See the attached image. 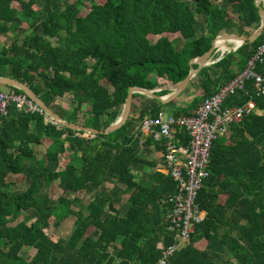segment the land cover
<instances>
[{"label":"trees","instance_id":"obj_1","mask_svg":"<svg viewBox=\"0 0 264 264\" xmlns=\"http://www.w3.org/2000/svg\"><path fill=\"white\" fill-rule=\"evenodd\" d=\"M82 8V0H0V77L29 87L62 119L98 131L117 119L112 113H121L130 87L180 82L189 61L217 36H249L260 24L255 0H90L85 15ZM263 43L264 31L202 68L190 82L196 93L189 103L180 95L164 105L133 95L126 123L107 135L87 138L38 112L12 109L0 116V264L157 263L159 245L173 243L166 213L176 184L141 156L152 143L164 150L162 142L140 144L131 127L163 109L176 119L193 116ZM254 71L264 76V64ZM249 100L253 111L212 144L209 176L196 199L203 221L166 264H264V96L248 80L222 108ZM176 134L187 145L185 131ZM60 158L61 168L47 167ZM133 164L152 172L136 181ZM10 177L27 182L26 189L5 190ZM66 220L72 225L67 235L61 228Z\"/></svg>","mask_w":264,"mask_h":264},{"label":"built area","instance_id":"obj_2","mask_svg":"<svg viewBox=\"0 0 264 264\" xmlns=\"http://www.w3.org/2000/svg\"><path fill=\"white\" fill-rule=\"evenodd\" d=\"M222 42L228 47L234 46L229 41ZM228 53V49L222 51L217 45L215 57L210 60L209 66ZM256 63L264 64V43L258 47L243 71L204 100L193 116L176 119L172 114L161 110L155 117H145L140 123L141 134L154 142H162L164 166L176 184L175 192L167 198L166 213L168 231L173 243L167 247L159 245L162 255L155 264H166L168 258L185 247L195 232V227L203 221L204 212L199 208L196 199L203 180L209 176L212 144L218 137L227 133L230 124L239 123L254 109L252 100L230 108H222V105L229 96L243 90L248 80H252L255 93L264 96V76L254 71ZM12 109L43 114V111L24 94L18 95L13 90L0 91V116L7 117ZM178 128L185 131L188 137L187 145L177 137ZM139 143L142 144L143 140H139Z\"/></svg>","mask_w":264,"mask_h":264},{"label":"water","instance_id":"obj_3","mask_svg":"<svg viewBox=\"0 0 264 264\" xmlns=\"http://www.w3.org/2000/svg\"><path fill=\"white\" fill-rule=\"evenodd\" d=\"M255 6L258 9L260 24L255 30H253V32L249 36L238 35V34H224L217 36L212 41L211 47L206 53L189 61V67H190L189 73L180 82H177L175 84L163 85L161 87L151 90L139 88V87H130L125 99V103L122 107L120 116L103 131H98L76 123H70L62 119L50 107H48L29 87L14 79L7 77H0V85L15 88L19 91H22L25 96H27L30 100H32L43 111L45 118L53 124L65 127L72 131L83 132L84 134H88L91 137L96 136L98 134L107 135L118 130L126 123L131 111L133 95L135 94L144 95L150 99L158 100L161 104L164 105L172 102L179 95L184 93L188 89L191 80L194 79V77L199 73V71L202 68L209 66L211 57L217 51V41L223 40V41L239 42V44L236 46L228 47L229 52L236 51L240 46H242L246 42L253 43L254 41H256L264 31V0H255ZM194 65H197V68H194ZM163 90L168 91L169 93L164 96H158L156 94Z\"/></svg>","mask_w":264,"mask_h":264},{"label":"rangeland","instance_id":"obj_4","mask_svg":"<svg viewBox=\"0 0 264 264\" xmlns=\"http://www.w3.org/2000/svg\"><path fill=\"white\" fill-rule=\"evenodd\" d=\"M75 0H70V2H73ZM83 4L85 5V8H82L81 9V15H85L87 13V7L90 6V0H82ZM226 34H231L230 32L229 33H226ZM234 34V33H233ZM156 38H151V40H154ZM229 47H232L231 45H229ZM0 91L2 92H8L9 91V88L6 87V86H2L0 85ZM63 101H67L69 102V99H65L63 98ZM122 111V110H121ZM165 113H168L169 111L167 110H163ZM121 114L119 109H116L113 113H112V117H116L118 118ZM116 120V119H114ZM137 126V125H136ZM136 126H132V130H131V133H135L136 131ZM86 137L89 138V135L88 134H85ZM47 167L51 170H57L58 168H61L62 167V158H60L58 161H49L48 164H47ZM134 172V171H133ZM135 173V172H134ZM141 174H137L136 176V181L140 180L142 178V176L146 173H142L140 172ZM26 186H27V182L25 183H18L16 182V178L15 177H10L8 178V185L6 186L5 190H8V191H14V192H20V191H24L26 189ZM50 189L52 190V193L55 195V196H59L62 191L58 188L57 186V183H53L50 185ZM80 197H83V195H78ZM122 205L120 206V210L123 212L124 209H125V205H128V203L126 202L127 201V195H123L122 197ZM65 209L64 208H61V213H65ZM61 228H63V231L62 233L63 234H69L70 231H71V228H72V225H71V221L70 223L66 221H63L62 222V225H61ZM53 231V227L51 226L48 230V233L50 234L51 238L52 239H55L56 236L52 233ZM202 246H205V243L204 242H201L198 247H202ZM26 257H28V255H30V251L25 249V252L23 253Z\"/></svg>","mask_w":264,"mask_h":264},{"label":"crops","instance_id":"obj_5","mask_svg":"<svg viewBox=\"0 0 264 264\" xmlns=\"http://www.w3.org/2000/svg\"><path fill=\"white\" fill-rule=\"evenodd\" d=\"M213 56L211 57V59H213L215 57V56L214 57ZM194 93H196V91L191 86H189L188 89L182 95L179 96V100L181 102H184V103H189L192 100V98L194 97ZM57 103H58V101H57ZM163 110H165V109H163ZM168 113H170V112H168ZM136 128L137 129H136L135 133H132L133 136L138 137L139 140H143L142 144H146V141L149 137H146L145 135L141 134L140 124H138L136 126ZM84 136H85V134H84ZM89 138H92V137L89 135ZM143 149H144V151L141 154L142 158L145 160H148L149 162H155L156 163L155 164L156 170H158V171L160 170L162 173H167V170L165 169V166H164V158H163V152L164 151L163 150L161 151L160 149L156 148L154 143L150 144L148 147L141 148L140 152ZM132 170L135 172V176H137V174H141L140 172L146 173V174L152 172L151 168H149L148 166H142L140 164H133ZM127 209H128V205H125L124 211L122 212L120 210V213L122 216H125Z\"/></svg>","mask_w":264,"mask_h":264},{"label":"bare ground","instance_id":"obj_6","mask_svg":"<svg viewBox=\"0 0 264 264\" xmlns=\"http://www.w3.org/2000/svg\"><path fill=\"white\" fill-rule=\"evenodd\" d=\"M229 42L232 43L234 46H236V45L239 44V42H237V41H229ZM217 45L220 47V49H221L222 51H225L226 49H228V45H226V44H225L224 42H222V41H219Z\"/></svg>","mask_w":264,"mask_h":264}]
</instances>
